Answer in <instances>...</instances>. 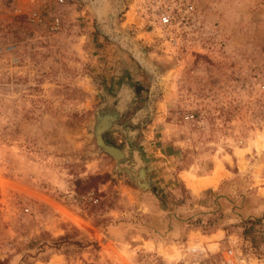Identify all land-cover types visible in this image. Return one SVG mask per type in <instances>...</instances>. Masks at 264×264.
<instances>
[{"label":"rangeland","instance_id":"374dc122","mask_svg":"<svg viewBox=\"0 0 264 264\" xmlns=\"http://www.w3.org/2000/svg\"><path fill=\"white\" fill-rule=\"evenodd\" d=\"M104 121L150 188L99 149ZM222 157L193 193L181 174ZM230 251L264 264V0H0V264Z\"/></svg>","mask_w":264,"mask_h":264},{"label":"water","instance_id":"95a60500","mask_svg":"<svg viewBox=\"0 0 264 264\" xmlns=\"http://www.w3.org/2000/svg\"><path fill=\"white\" fill-rule=\"evenodd\" d=\"M129 50H133L135 53V57L137 58L138 62L144 66L149 72L154 73V70L152 67L147 65L144 61V58L142 54L139 52L138 47H136L135 44H133V47H130ZM101 113V112H100ZM112 125L110 121H104V124L100 126L97 125V128L95 130V136L97 138V143L99 146V149L112 155L118 162L119 168H122L125 170L128 175L136 181V183L140 186L142 190H146L150 188L146 178H147V170L142 164L136 163V166H122L120 162L124 161L126 158L125 152L121 151L119 148L107 144L103 139V133Z\"/></svg>","mask_w":264,"mask_h":264},{"label":"crops","instance_id":"0c3cea01","mask_svg":"<svg viewBox=\"0 0 264 264\" xmlns=\"http://www.w3.org/2000/svg\"><path fill=\"white\" fill-rule=\"evenodd\" d=\"M232 160L233 159L230 157H222V159L219 160L220 164L218 162L215 163L214 169L210 175L201 176L197 174L196 171L190 170L183 172L181 177L193 193H200L211 188L215 189L231 175V172L225 167V164H231ZM210 178L211 180H209Z\"/></svg>","mask_w":264,"mask_h":264},{"label":"built area","instance_id":"2783aa9c","mask_svg":"<svg viewBox=\"0 0 264 264\" xmlns=\"http://www.w3.org/2000/svg\"><path fill=\"white\" fill-rule=\"evenodd\" d=\"M56 1L62 4L64 3L65 0H56ZM173 20H174V13L172 11L162 13L159 16V22L163 26H172ZM193 118H194V115L192 114H188L185 116L186 120H192ZM229 255L232 256V260H229L227 264H247L246 261H244L243 259L236 257L233 254V251H230ZM149 264H166V263L162 261L161 259H159L158 256H152L150 258Z\"/></svg>","mask_w":264,"mask_h":264},{"label":"trees","instance_id":"16d2710c","mask_svg":"<svg viewBox=\"0 0 264 264\" xmlns=\"http://www.w3.org/2000/svg\"><path fill=\"white\" fill-rule=\"evenodd\" d=\"M98 178V177H97ZM93 180H95L96 178H92Z\"/></svg>","mask_w":264,"mask_h":264},{"label":"bare ground","instance_id":"6f19581e","mask_svg":"<svg viewBox=\"0 0 264 264\" xmlns=\"http://www.w3.org/2000/svg\"><path fill=\"white\" fill-rule=\"evenodd\" d=\"M190 184H193V183H190Z\"/></svg>","mask_w":264,"mask_h":264}]
</instances>
